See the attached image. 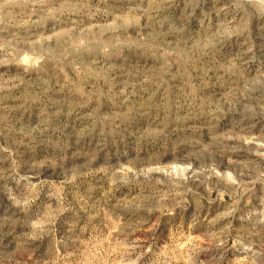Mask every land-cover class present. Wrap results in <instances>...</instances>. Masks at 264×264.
<instances>
[{"label":"rangeland","instance_id":"rangeland-1","mask_svg":"<svg viewBox=\"0 0 264 264\" xmlns=\"http://www.w3.org/2000/svg\"><path fill=\"white\" fill-rule=\"evenodd\" d=\"M0 264H264V0H0Z\"/></svg>","mask_w":264,"mask_h":264}]
</instances>
